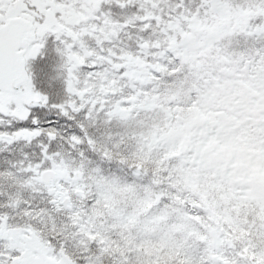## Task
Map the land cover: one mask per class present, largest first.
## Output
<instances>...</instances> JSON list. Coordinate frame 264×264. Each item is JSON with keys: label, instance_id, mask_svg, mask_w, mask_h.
<instances>
[{"label": "snow or ice", "instance_id": "obj_1", "mask_svg": "<svg viewBox=\"0 0 264 264\" xmlns=\"http://www.w3.org/2000/svg\"><path fill=\"white\" fill-rule=\"evenodd\" d=\"M240 138L264 0H0V264H264V195L212 158Z\"/></svg>", "mask_w": 264, "mask_h": 264}, {"label": "rangeland", "instance_id": "obj_2", "mask_svg": "<svg viewBox=\"0 0 264 264\" xmlns=\"http://www.w3.org/2000/svg\"><path fill=\"white\" fill-rule=\"evenodd\" d=\"M212 158L214 162L223 160L231 163L229 189L237 192L240 189L247 190L249 201L264 195V153L253 147L250 142L243 138L230 141L220 152H216L213 147ZM207 200L211 210H216L223 204L216 189H209ZM219 219L223 220L225 217L221 216Z\"/></svg>", "mask_w": 264, "mask_h": 264}, {"label": "trees", "instance_id": "obj_3", "mask_svg": "<svg viewBox=\"0 0 264 264\" xmlns=\"http://www.w3.org/2000/svg\"><path fill=\"white\" fill-rule=\"evenodd\" d=\"M37 87H40L42 90H47V89L45 88L44 84H43L39 79L37 80ZM55 87L58 88L59 85L56 84ZM17 151H18V149H17ZM4 156H7L8 159H12V158H13L12 156H8L7 154H0V159H2ZM162 251H163V248L159 249V250H158V253H159V252H162Z\"/></svg>", "mask_w": 264, "mask_h": 264}]
</instances>
